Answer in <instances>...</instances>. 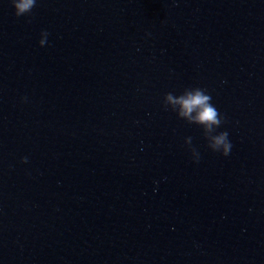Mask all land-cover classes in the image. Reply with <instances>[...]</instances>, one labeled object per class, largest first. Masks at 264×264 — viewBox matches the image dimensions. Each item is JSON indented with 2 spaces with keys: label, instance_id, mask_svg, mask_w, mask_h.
Segmentation results:
<instances>
[{
  "label": "clouds",
  "instance_id": "clouds-1",
  "mask_svg": "<svg viewBox=\"0 0 264 264\" xmlns=\"http://www.w3.org/2000/svg\"><path fill=\"white\" fill-rule=\"evenodd\" d=\"M14 9V15L21 17L32 13L37 0H10ZM48 33H41L39 40L40 46L47 42ZM164 105L176 112L178 118L187 121L189 124H196L203 129L205 138L208 141V147L214 152H220L224 156L230 154L232 144L228 139V132L222 131L218 134L216 129L224 122V118L218 109L212 103V97L203 88H186L180 95H174L169 92L165 94ZM186 144H191V138H187ZM193 155L197 157L195 149H191ZM22 163H27V157H23Z\"/></svg>",
  "mask_w": 264,
  "mask_h": 264
}]
</instances>
